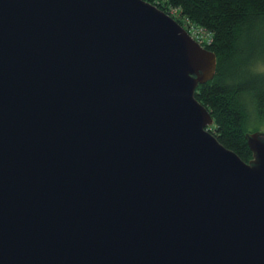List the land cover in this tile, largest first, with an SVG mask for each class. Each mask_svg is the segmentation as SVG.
<instances>
[{"label": "water", "instance_id": "1", "mask_svg": "<svg viewBox=\"0 0 264 264\" xmlns=\"http://www.w3.org/2000/svg\"><path fill=\"white\" fill-rule=\"evenodd\" d=\"M215 70L146 0H0V264H264V128L207 129Z\"/></svg>", "mask_w": 264, "mask_h": 264}, {"label": "trees", "instance_id": "2", "mask_svg": "<svg viewBox=\"0 0 264 264\" xmlns=\"http://www.w3.org/2000/svg\"><path fill=\"white\" fill-rule=\"evenodd\" d=\"M146 1L210 36L201 45L216 56L215 74L194 95L213 118L207 129L248 161L244 133L264 127V0Z\"/></svg>", "mask_w": 264, "mask_h": 264}, {"label": "built area", "instance_id": "3", "mask_svg": "<svg viewBox=\"0 0 264 264\" xmlns=\"http://www.w3.org/2000/svg\"><path fill=\"white\" fill-rule=\"evenodd\" d=\"M193 28V27H192ZM192 28H188L189 33L191 36L198 42V43H203V42H209L210 36L201 31V30H193Z\"/></svg>", "mask_w": 264, "mask_h": 264}, {"label": "rangeland", "instance_id": "4", "mask_svg": "<svg viewBox=\"0 0 264 264\" xmlns=\"http://www.w3.org/2000/svg\"><path fill=\"white\" fill-rule=\"evenodd\" d=\"M170 12L174 14V13H175V10H172V9H171ZM186 26H187V25H186ZM187 27H188V28H189V27L192 28L191 26H187ZM192 29H193V30H196L195 28H192ZM263 128H264V127L261 126V129H260V130H263Z\"/></svg>", "mask_w": 264, "mask_h": 264}]
</instances>
